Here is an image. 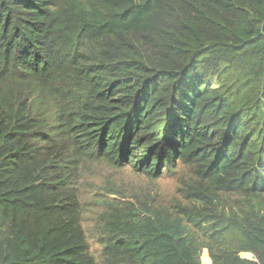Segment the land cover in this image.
Here are the masks:
<instances>
[{"label":"trees","instance_id":"1","mask_svg":"<svg viewBox=\"0 0 264 264\" xmlns=\"http://www.w3.org/2000/svg\"><path fill=\"white\" fill-rule=\"evenodd\" d=\"M95 161L194 175L172 208L109 190L103 263L264 264V0H0V264H98Z\"/></svg>","mask_w":264,"mask_h":264},{"label":"rangeland","instance_id":"2","mask_svg":"<svg viewBox=\"0 0 264 264\" xmlns=\"http://www.w3.org/2000/svg\"><path fill=\"white\" fill-rule=\"evenodd\" d=\"M193 179L192 171L185 166H179L173 173L164 174L162 177L150 178L132 166L113 167L104 161L84 163L80 175L82 225L98 264H105L101 254L104 245L101 239H104L105 233L99 217L105 210L103 200L113 195L109 190L121 191L116 196L123 200L126 199L123 195L127 196L126 200L134 202L151 199L156 206L172 208L178 203H187L183 187ZM233 201L235 198H227L223 203L228 208ZM223 203L219 205L220 208ZM204 254L210 258L207 248L201 254L202 264H205ZM242 256L252 258L247 253H242Z\"/></svg>","mask_w":264,"mask_h":264}]
</instances>
